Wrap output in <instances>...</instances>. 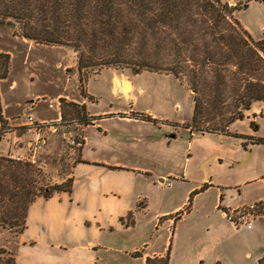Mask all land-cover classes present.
<instances>
[{
    "label": "rangeland",
    "instance_id": "374dc122",
    "mask_svg": "<svg viewBox=\"0 0 264 264\" xmlns=\"http://www.w3.org/2000/svg\"><path fill=\"white\" fill-rule=\"evenodd\" d=\"M220 1L227 4L229 0ZM245 4L248 7L236 12L234 18L254 41L264 40V3L235 0L228 6L239 8ZM0 52L11 56L9 76L0 84L1 156L28 161L33 152L35 163L42 168L47 164L43 172L48 184H59L57 180L72 168L73 154L78 155V148L74 152L63 133L75 132V139H84L71 110L66 109L67 116L60 122L61 138L53 150L47 147L48 143L39 149L33 131L29 133L26 127L15 128L13 124L32 118L56 119L61 105L59 96L68 102L80 101L82 86L92 97L89 100H94L92 112L115 117L101 123L99 128L90 126L85 130L87 153L83 157L89 160L118 157L123 163L129 165L131 161L147 171L130 177L121 171L79 168L75 174L77 186L69 199L56 195L51 202L36 200L31 204L20 245L15 243L14 234L0 230V249H14L17 264H142L127 255L140 246L143 248L144 243L149 246L148 251L161 252L166 248L170 264L188 263V255L193 251H210V257L211 250L217 247L209 248L216 229H222L218 217L221 209L247 206L261 201L259 198L264 200V145L253 143L264 140V104L252 107L253 111L262 108L260 116L253 117L252 112L243 121L234 122L229 127L230 135L191 134L187 127L192 123L193 92L172 75L144 72L135 76L130 71L110 67L97 73L84 71L85 82L81 85L77 52L67 46L39 45L24 39L19 24L12 20L0 19ZM123 80L132 82V92L123 93L119 84ZM2 111L9 119L18 121L5 122ZM125 116L152 122L129 123L122 120ZM24 133L27 136L18 141L16 137ZM89 177L98 189L106 185L131 190L128 205L133 211L129 215L134 218L132 226L117 227L111 214L100 213L101 199H90L84 190ZM159 178L171 180L175 188L159 189ZM205 185L218 187L223 201L219 211L216 207L218 214L211 209L215 194H206L197 203V213L179 224L176 232L167 216H174L172 210L182 205L186 190L200 186L188 193L187 203L180 209L184 215L189 213L190 193ZM173 190H179L177 195ZM165 212L170 213L163 215ZM96 220L104 222L105 232L95 234L92 225ZM258 223L253 230L243 229L241 264H258L255 259L259 249L264 251V224ZM176 233L179 237H174ZM177 251L183 253L181 259ZM215 254L222 264H229L224 251L217 249ZM191 263L199 264L194 259Z\"/></svg>",
    "mask_w": 264,
    "mask_h": 264
},
{
    "label": "trees",
    "instance_id": "16d2710c",
    "mask_svg": "<svg viewBox=\"0 0 264 264\" xmlns=\"http://www.w3.org/2000/svg\"><path fill=\"white\" fill-rule=\"evenodd\" d=\"M247 7L220 0H0V19L19 24L24 39L77 52L81 85L84 71L110 67L135 76H174L193 92L191 134L227 136L254 103L264 104V40L254 41L234 18ZM10 57L0 52V84L9 76ZM60 104L63 120L67 108L81 127L98 120L85 106L66 99ZM1 105L0 97V110ZM76 141L81 151L84 142ZM253 143L264 145V140ZM43 170L38 163L0 155V230L18 236L38 198L72 193V179L48 184ZM0 264H17L14 249H0ZM145 264H169V255L149 257Z\"/></svg>",
    "mask_w": 264,
    "mask_h": 264
},
{
    "label": "crops",
    "instance_id": "0c3cea01",
    "mask_svg": "<svg viewBox=\"0 0 264 264\" xmlns=\"http://www.w3.org/2000/svg\"><path fill=\"white\" fill-rule=\"evenodd\" d=\"M233 1H235V0H229L227 4L229 5ZM262 1L263 0H261V2ZM256 41H259V40H256ZM123 81H125V80H123ZM127 81L130 82V80H127ZM121 82L119 83L120 86H121ZM130 84L132 85V82H130ZM122 85H124V84H122ZM122 87L123 86H121V89H122ZM80 91H79V94H80ZM122 91H123V89H122ZM85 95H86V97H83L80 94V96L82 98V100H80V101H73V100H70V101L77 103V104H80L82 106H85L87 115L90 117H96L98 120H95L92 123V125H89L87 127H81V125L78 124L79 122L74 120L76 122V125L80 126L82 129L81 133H82L83 138H84L83 139L84 143H83L81 151L78 150V155H76V153L73 154V157H72L73 158V165H72V168L69 171V173L65 177L62 176L57 180V183L60 184V183H66L68 180L72 179L73 180L72 193L74 191V188L77 186L75 174H76V171L79 170V168H96V170H99V172L108 170V171H112V173L121 171V172L126 173L130 177H137L138 175H140L141 172H147L144 169L136 167V165L132 164L131 161L129 162V165L127 163L121 162V159H119L118 157H116V158L109 157V159L107 157H101L100 159L94 158L91 160L83 157L84 153L85 154L87 153L86 148H85V144H86L85 130L90 126H97V128H99V126H101L100 124L103 123L104 121L111 120V119L114 120V118H115V117H113V115H107L108 113L105 114V113L92 112L90 107H92L91 105L94 102V100H89L90 98L92 99V97L89 96L87 93H85ZM61 99H66V98L59 96V100H61ZM67 101H69V100H67ZM256 104L259 105L260 103H255V104H253L252 107L256 106ZM49 107H50V109H52L53 105H51ZM1 110H2V107H1ZM58 112L59 113H58V116L56 119H50L48 117H41L37 120H34V118H32L33 121H30V120L25 121V122L20 121V123L15 122V121H18V119H13L12 117H11L12 119H9L7 116L4 115L3 111H2V116L4 117L5 122H9L10 124H12V121L15 122V124H13V126L15 128L16 127H18V128L26 127L27 132L30 133L33 131L34 136H35V145H37L39 149L44 148V146L48 143L47 147H49V149L53 150V148L55 147V145L59 142V140L61 138L58 131H59V129L62 128V126H61L62 122L61 121L63 119H62V115H61V111H60L59 106H58ZM252 112H253V114H252ZM261 112H262V108H260V109L255 108V111H253V108H251V110L247 111L245 113V115L248 116V115L252 114L253 117H255V115L260 116ZM262 115H264V114H262ZM122 120H127V121H129V123H132V122H136V121L143 120V119H139V118L132 117V116H130V117L125 116L124 119H122ZM146 123H151V122H146ZM37 125H41V126L36 127ZM77 132H78V130H77ZM74 133L73 132H69V133L64 132L63 133V137L68 144H69L70 140H76L75 139L76 136L74 135ZM26 136L27 135L24 133L23 135L17 136L16 139L19 141V140H22ZM128 147L130 149L132 148V146H129V144H128ZM77 148L78 147H73L72 150L74 152H76ZM32 153L29 155L30 158H28L27 160L35 163V159H34L35 157L32 155ZM46 166H47V164H44L43 169ZM41 167H42V165H41ZM88 179L90 180V182L87 184L86 187H84V190H85V192L89 193L90 199H95V198L101 199L102 203H101V206H99L100 213L111 214L112 215L111 219L114 218L113 219L114 225L116 224L117 227L128 229L130 225L132 226L135 223L134 221H132V220H134V218H130L129 215L133 214V211H132L131 206L128 205V199L131 196V190L128 189L127 187H122V186H115V187L110 186L109 187L106 185H102V187H100V189H98L95 182H93L90 177ZM163 181H165V180L159 178V182H163ZM169 181H171V180H169ZM157 187L159 189H166L163 187H159L158 184H157ZM170 188H175L173 183L169 187V189ZM198 188H200V186L199 187L195 186L192 189L190 188V189L186 190L185 191L186 198H185L184 202L182 203V205H179L172 210V212L175 213L174 216L172 214L167 216V218L170 217L169 225H173L176 232H179V226H178L179 224H181L183 221H185L189 215L197 213V207L199 206V205H197V203H199L200 197H202L206 194L207 195L208 194H215V200H214V203H213V206L211 209H213V212L216 214H218L217 211H219L221 209V205H222L223 201L221 200V196L217 191L218 187L210 186L208 189L203 190V191H200V190L194 191V192H198L193 197L194 205H193V201H192V205H190V212L184 215V213H185L184 210L180 211V209L183 207V205H185L187 203L186 200L188 198V193L191 192L192 190L198 189ZM178 191L179 190H177V191L173 190L172 193L173 194L175 193V195H177ZM72 193L69 194V193L60 192V193L55 194L50 200H46L44 198H38L37 200H44L45 202H51L56 195L59 197L65 196L69 199L71 197ZM94 193L96 196H94ZM191 195H192V193H190L189 199H190ZM258 200H262V198H259ZM188 203H189V200H188ZM242 206H245V204L238 206V207H242ZM216 207H217V211H216ZM234 207H236V206H234ZM224 209H226V208L224 207L222 210H224ZM228 209H230V207ZM180 212H183V213L181 214ZM168 213H170V212H165V213H163V215H167ZM27 217H26V219H27ZM218 217H220V219L222 221L221 222V228L222 229H219V230L216 229V232L213 235V238H211L209 248L214 247V246H217V247L214 250H211L212 254L210 255V257L208 256L210 251L204 252V251H201L202 249L199 251L197 249L188 255L189 256V258L187 259L188 263L184 261L183 264H192L191 263L192 259L196 260L197 263H199V264H208V263H210V264H222L221 258L215 254L217 249L224 251L226 253V255L228 257L227 262H229V264H241L243 229L238 230V229L234 228L229 223V221L223 217L222 214L221 215L218 214ZM122 220H124V221H122ZM96 222L97 223H93V225H92V227L94 226L93 231L95 232V234H99L100 232H105L104 222H100L99 220H96ZM258 224L263 225V222H259ZM255 226H256V224H255ZM255 226L250 230H253L255 228ZM23 233H21L15 237L17 245H20V238L22 237ZM177 236L179 237V235L176 233V235L174 237H177ZM22 244H25V243L23 242ZM88 244L92 245L91 242H89ZM143 246H144L143 248L140 246V248H137L134 251L130 252L127 256L131 257L132 259L141 260V263L145 264L146 259L149 257L151 258V257L158 256V258H160V257H163L166 255L165 254L166 248L161 252L158 250L148 251L149 246H146L145 243L143 244ZM91 247H93V246H91ZM86 248L90 249V246H87ZM209 248H207V249L210 250ZM178 254H180V259H181V256L183 255V253L181 251L180 252L177 251V255ZM168 255H169V253H168ZM236 257L240 258V259L237 260ZM15 258H16V254H15ZM262 258H264V251H260V249H259V255H257L255 260L259 264V262ZM169 264H170V261H169Z\"/></svg>",
    "mask_w": 264,
    "mask_h": 264
},
{
    "label": "built area",
    "instance_id": "2783aa9c",
    "mask_svg": "<svg viewBox=\"0 0 264 264\" xmlns=\"http://www.w3.org/2000/svg\"><path fill=\"white\" fill-rule=\"evenodd\" d=\"M264 33V28H263ZM30 121H33L30 119ZM41 126L37 125L36 127ZM69 145L73 147H80L81 142L76 140H70ZM159 187L169 188L172 185V182L165 180L158 183ZM223 217L229 221V223L236 229L250 230L255 226L257 222H263L264 224V200H261L257 203H252L247 206L234 207L227 210H222Z\"/></svg>",
    "mask_w": 264,
    "mask_h": 264
},
{
    "label": "bare ground",
    "instance_id": "6f19581e",
    "mask_svg": "<svg viewBox=\"0 0 264 264\" xmlns=\"http://www.w3.org/2000/svg\"><path fill=\"white\" fill-rule=\"evenodd\" d=\"M122 84H124V85H122ZM121 85L123 86V90H124L123 93H124V94H128V93L132 92V90H133V86L130 84L129 81H127V80L122 81V82H121Z\"/></svg>",
    "mask_w": 264,
    "mask_h": 264
}]
</instances>
